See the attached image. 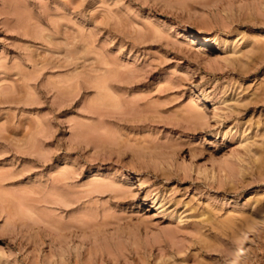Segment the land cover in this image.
I'll return each instance as SVG.
<instances>
[{
  "label": "rangeland",
  "instance_id": "rangeland-1",
  "mask_svg": "<svg viewBox=\"0 0 264 264\" xmlns=\"http://www.w3.org/2000/svg\"><path fill=\"white\" fill-rule=\"evenodd\" d=\"M0 264H264V0H0Z\"/></svg>",
  "mask_w": 264,
  "mask_h": 264
},
{
  "label": "bare ground",
  "instance_id": "bare-ground-1",
  "mask_svg": "<svg viewBox=\"0 0 264 264\" xmlns=\"http://www.w3.org/2000/svg\"><path fill=\"white\" fill-rule=\"evenodd\" d=\"M242 248H240V250H241Z\"/></svg>",
  "mask_w": 264,
  "mask_h": 264
}]
</instances>
